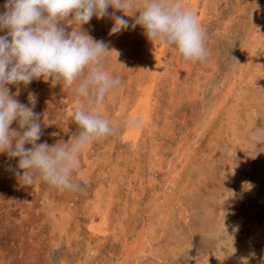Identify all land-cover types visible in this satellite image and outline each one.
Masks as SVG:
<instances>
[{
  "label": "rangeland",
  "instance_id": "rangeland-1",
  "mask_svg": "<svg viewBox=\"0 0 264 264\" xmlns=\"http://www.w3.org/2000/svg\"><path fill=\"white\" fill-rule=\"evenodd\" d=\"M185 2L206 31L203 62L150 41L138 12L81 25L122 81L100 109L113 131L81 153L73 191L20 184L18 158L0 153V264H264V0ZM113 13L128 29L110 34ZM8 88L26 106L35 94L38 144L78 134L79 100L59 82Z\"/></svg>",
  "mask_w": 264,
  "mask_h": 264
},
{
  "label": "clouds",
  "instance_id": "clouds-1",
  "mask_svg": "<svg viewBox=\"0 0 264 264\" xmlns=\"http://www.w3.org/2000/svg\"><path fill=\"white\" fill-rule=\"evenodd\" d=\"M109 7L125 15L138 12L133 27L141 26L150 41L167 45L185 61L203 62L208 56L206 31L185 0H5L0 13V30L7 29V35L0 36V153L18 158L14 174L22 185L43 181L58 190H77L73 173L79 156L113 131L100 109L122 81L105 67L111 52L107 44L81 30L93 16H108ZM70 14L74 27L66 35L58 22ZM111 18L110 34L128 29L122 16L113 13ZM49 78L79 100L72 114L78 134L51 146L37 143L42 133L33 111L35 94H29L31 106H26L15 98L18 91L10 94L8 88ZM14 121L18 130L10 129ZM142 124L140 118L127 122L130 129ZM242 264H248V258H242Z\"/></svg>",
  "mask_w": 264,
  "mask_h": 264
},
{
  "label": "bare ground",
  "instance_id": "bare-ground-1",
  "mask_svg": "<svg viewBox=\"0 0 264 264\" xmlns=\"http://www.w3.org/2000/svg\"><path fill=\"white\" fill-rule=\"evenodd\" d=\"M252 33H253V32H252ZM263 41H264V40H263ZM243 51H244V50H243ZM247 72H248V71H247ZM253 76H255V75H253ZM253 78H254V77H253ZM250 80H251V79H250ZM263 143H264V142H263ZM233 195H234V194H233ZM253 218H254V217H253ZM255 219H256V218H255ZM251 221H252V219H251ZM254 222H255V221H254ZM249 225H250V224H249ZM253 226H254V225H253ZM218 227H219V226H218ZM255 227H256V226H255ZM262 227H263V226H262ZM253 231H256V230L253 229ZM251 232H252V231H251ZM256 232H257V231H256ZM260 232H261V231H260ZM262 232L264 233L263 230H262ZM251 234H252V233H251ZM253 234H254V233H253ZM259 235H260V234H259ZM228 236H229V235H228ZM253 236H254V235H253ZM253 236H252V237H253ZM258 237H259V236H258ZM226 238H228V237H226ZM230 238H231V237H230ZM260 238H262V237H260ZM233 239H234V238H233ZM254 239H255V238H254ZM254 239L252 238L253 241H254ZM262 239H263V238H262ZM262 239H261V240H262ZM255 240H256V239H255ZM248 241H249V240H248ZM262 241H263V240H262ZM222 243H223V242H222ZM246 243H247V242H246ZM235 244H236V243H235ZM251 244H252V243H251ZM222 245H223V244H222ZM237 245H238V243H237ZM240 245H241V244H239L238 247H240ZM245 245H246V244H245ZM223 246H224V245H223ZM251 246H252V245H251ZM231 247H232V246H231ZM243 247H244V246H242V249H243ZM253 247H254V246H253ZM253 247H252V248H253ZM222 248H223V247H222ZM246 248H247V247H246ZM258 248H259V247H258ZM146 249H147V248H146ZM161 249H162V248H161ZM227 249H230V248H227ZM237 249H238V248H237ZM250 249H251V248H250ZM253 249H255V248H253ZM262 249H263V248H262ZM244 250H245V248H244ZM147 251H148V250H147ZM229 251H230V250H229ZM238 251H239V249L236 250L235 252H238ZM242 251H243V250H242ZM257 251H258V250H257ZM257 251H256V252H257ZM232 252H233V251H232ZM248 252H249V251H248ZM253 253H254V252H253ZM257 253L260 254L259 251H258ZM247 254H248V253H247ZM255 254H256V253H255ZM262 254H264V253L262 252V253H261V256H262ZM231 255H232V254H231ZM237 256H238V255H237ZM241 256H242V255H241ZM241 256H240L239 258H241ZM243 256H244V255H243ZM239 258H238V259H239ZM242 258H243V257H242ZM242 258H241V259H242ZM246 258H247V257H246ZM259 258L262 259L260 256H259ZM231 259H232V258H231ZM213 260H214V259H213ZM233 260H234V259H233ZM221 261H222V260H221ZM231 261H232V260H231ZM261 261H262V260H261ZM234 262H235V261H234ZM237 262H238V261H237ZM237 262H236V263H237ZM241 262H242V261H241ZM256 262H258V261L256 260V258L254 259V258H251V257H250V258L248 259V264H256ZM262 262H263V261H262ZM262 262H261V263H262ZM218 263H219V262H218ZM221 263H222V262H221ZM227 263H228V262H227ZM210 264H211V263H210ZM230 264H231V263H230ZM234 264H235V263H234ZM257 264H258V263H257ZM262 264H263V263H262Z\"/></svg>",
  "mask_w": 264,
  "mask_h": 264
}]
</instances>
